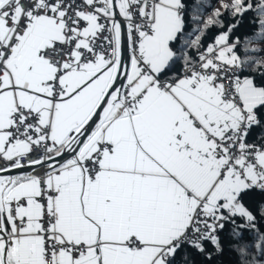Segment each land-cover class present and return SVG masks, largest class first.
Segmentation results:
<instances>
[{
    "label": "snow or ice",
    "instance_id": "snow-or-ice-1",
    "mask_svg": "<svg viewBox=\"0 0 264 264\" xmlns=\"http://www.w3.org/2000/svg\"><path fill=\"white\" fill-rule=\"evenodd\" d=\"M0 264H264V0H0Z\"/></svg>",
    "mask_w": 264,
    "mask_h": 264
}]
</instances>
